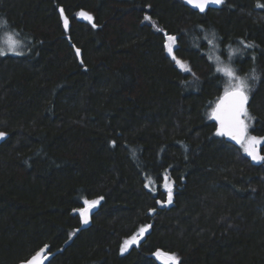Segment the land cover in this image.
I'll return each instance as SVG.
<instances>
[{
	"label": "trees",
	"instance_id": "trees-1",
	"mask_svg": "<svg viewBox=\"0 0 264 264\" xmlns=\"http://www.w3.org/2000/svg\"><path fill=\"white\" fill-rule=\"evenodd\" d=\"M9 34L21 54L0 56V264L44 245L47 264H158L156 251L264 264V162L217 135L212 117L228 86L217 69L254 72L246 123L264 138V0L205 12L184 0H0V46Z\"/></svg>",
	"mask_w": 264,
	"mask_h": 264
},
{
	"label": "snow or ice",
	"instance_id": "snow-or-ice-1",
	"mask_svg": "<svg viewBox=\"0 0 264 264\" xmlns=\"http://www.w3.org/2000/svg\"><path fill=\"white\" fill-rule=\"evenodd\" d=\"M186 2L192 5L193 8L199 9L200 12H204L209 4H221L223 0H186ZM61 16L63 17V24L65 29L69 26V20L64 16L63 9H60ZM81 18L92 21V17L89 16L86 12L81 11L78 14ZM146 21L150 20L151 17L145 16ZM95 27V24H93ZM158 31H163L162 29H157ZM168 43L164 45L167 49L168 54L171 58L183 68L185 71H190L181 61L177 60L175 55H173V49L175 47L176 37L168 35L165 33ZM253 45L249 44L246 47H252ZM7 48L8 52L19 55L21 54L17 49L19 47V41L14 39V34H9L7 42L4 46H0V56L6 55L4 48ZM79 55V49L76 50ZM217 71H223L224 74L230 79V86L225 90L224 96L221 98V102L216 105L215 110L213 111V119L219 122V129L217 130V135L219 136H228L232 140L240 144L244 152L251 157L253 161L264 162V155H261L258 151V147L261 144H264V138H258L256 136H251L248 134V124L246 120H251L252 117L249 115L246 105L248 103V93L251 91V86L249 84V79L256 81L258 77L253 72L250 77H240L236 74L235 70L232 69H217ZM234 81V82H232ZM4 133H0V138H3ZM149 183L145 184V187H149ZM164 188L167 190L168 200L167 203L172 202V186L168 180V177L165 176ZM102 199V198H101ZM87 207L80 210V215L83 218V222L86 224L88 222V212L91 208L95 207L99 200L93 201H84ZM154 211V209L152 210ZM147 229L141 228L139 235H142ZM138 243L137 237L133 236L130 240H125L121 248V251H126L127 248ZM47 246L44 249H41L35 256H33L27 264H42L41 253L45 252ZM158 255L166 256V264H179L177 258L174 254H161ZM47 259V257H43Z\"/></svg>",
	"mask_w": 264,
	"mask_h": 264
},
{
	"label": "water",
	"instance_id": "water-1",
	"mask_svg": "<svg viewBox=\"0 0 264 264\" xmlns=\"http://www.w3.org/2000/svg\"><path fill=\"white\" fill-rule=\"evenodd\" d=\"M184 2H185V4H186L189 8H191V9H193V10H196V11H199V9L193 8L192 5L188 4V3L186 2V0H184ZM219 6H220V4H209L208 7L205 9V11H206L208 8H218ZM81 11L85 12L84 10H80V11L78 12V14H79ZM205 11H204V12H205ZM199 12H200V11H199ZM86 13H87V12H86ZM78 14H77V19H78L79 21H82V22H86V21H88V20H85V19L81 18ZM87 14H88V13H87ZM88 15H89V14H88ZM89 16H90V15H89ZM223 96H224V94H223V95L220 97V99L217 101L216 105H217L218 103L221 102V98H222ZM216 105H215V107H214V110H215V108H216ZM212 117H213V114H212ZM213 121L215 122V124H216V128H217V130H218L219 127H220L219 122H218L217 120H215V119H213ZM223 137L226 138V139H227L228 141H230L231 143L238 144L236 141L232 140V139H231L230 137H228V136H223ZM257 147H258V151H259L260 154H261V151H260V145L257 146ZM261 155H262V154H261ZM85 207H87V205H85L83 208H85ZM83 208H82V209H83ZM94 212H95V207L91 208L90 211L88 212V222H87L86 224L83 222V218H82L81 215H80L81 223H82L83 226H87V225L90 223L91 218H92V215H93ZM45 246H47V245L42 246L39 250H37V252H35L33 255H31L28 259L23 260V261H19V262H17L16 264H27V261H29V260H30L33 256H35L38 252H40L41 249H44ZM161 254H163V253H161ZM45 256L47 257V259H43V257H45ZM51 257H52V253L48 251V246H47V249L45 250V252L41 253L42 264H47ZM156 261H157L158 264H166V256H164V255H157V256H156Z\"/></svg>",
	"mask_w": 264,
	"mask_h": 264
},
{
	"label": "rangeland",
	"instance_id": "rangeland-1",
	"mask_svg": "<svg viewBox=\"0 0 264 264\" xmlns=\"http://www.w3.org/2000/svg\"><path fill=\"white\" fill-rule=\"evenodd\" d=\"M171 36H175V35H171ZM176 37V36H175ZM7 42V41H6ZM6 42H5V44H6ZM166 43H168V41H167V38L165 39V44ZM4 44V45H5ZM175 47H176V41H175ZM175 47H174V49H175ZM174 49H173V55H175L174 54ZM4 50L5 51H7V48L5 47L4 48ZM165 51H166V53L168 54V52H167V49L165 48ZM169 55V54H168ZM169 57L171 58V56L169 55ZM176 57V56H175ZM177 58V57H176ZM172 59V58H171ZM173 60V59H172ZM177 60H179V61H181L188 69H189V67H188V64L185 62V61H182V60H180L179 58H177ZM173 62L175 63V65L176 66H178L181 70H183V71H185L183 68H181L179 65H177L176 64V62L173 60ZM220 69H232L229 65H226V64H223V65H221L220 66ZM223 72V71H222ZM224 73V72H223ZM226 76V75H225ZM226 78H227V83H228V86H227V88L230 86V79H229V77H227L226 76ZM232 82H234V81H232ZM248 134H249V132H248ZM5 133H4V136H3V138L5 137ZM249 135H251V134H249ZM251 136H253V135H251ZM257 137V136H256ZM3 138H0V140L1 139H3ZM258 138H261V137H258ZM240 145V144H239ZM240 147L243 149V147L240 145ZM244 150V149H243ZM167 191V190H166ZM96 200H98V199H96ZM167 200H168V195H167V199H166V201L165 202H158V204L160 205V206H165V207H168V206H170L171 204H172V202L169 204V203H167ZM172 200H173V192H172ZM96 207V206H95ZM147 230L142 234V235H135L136 237H137V240L139 241L140 239H142L145 235H146V233L149 231V226H146L145 227ZM133 237V236H132ZM132 237H130V238H128L127 240H130ZM133 245H135V244H132V245H130L128 248H127V250L131 247V246H133ZM123 252H125V251H123ZM158 253H163V254H171V253H167V252H163V251H156V253H155V256H157L158 255ZM176 257V256H175Z\"/></svg>",
	"mask_w": 264,
	"mask_h": 264
}]
</instances>
